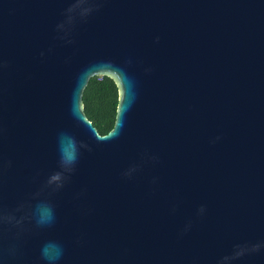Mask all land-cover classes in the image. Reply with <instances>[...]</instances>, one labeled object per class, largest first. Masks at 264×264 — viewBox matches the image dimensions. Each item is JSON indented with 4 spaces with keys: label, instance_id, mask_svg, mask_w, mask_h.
<instances>
[{
    "label": "water",
    "instance_id": "1",
    "mask_svg": "<svg viewBox=\"0 0 264 264\" xmlns=\"http://www.w3.org/2000/svg\"><path fill=\"white\" fill-rule=\"evenodd\" d=\"M94 75L120 88L106 134ZM61 133L91 150L33 199ZM45 198L55 224L0 234V264L48 241L59 264H264V0H0V209Z\"/></svg>",
    "mask_w": 264,
    "mask_h": 264
},
{
    "label": "clouds",
    "instance_id": "2",
    "mask_svg": "<svg viewBox=\"0 0 264 264\" xmlns=\"http://www.w3.org/2000/svg\"><path fill=\"white\" fill-rule=\"evenodd\" d=\"M58 148L60 171L54 172L49 176L46 182L34 194L33 199H39L45 192L51 195V193L62 189L70 180L71 174L75 171L79 150L81 148L91 150L87 144L83 142L78 143L73 136L66 133L60 134ZM200 211L203 212L204 209L201 208ZM17 212H23V214L17 217L15 214ZM55 220L54 205L46 198L39 200L35 206L21 204L14 211L0 209V234L5 231L11 232L15 229L14 238L19 240L24 232L31 230V228L27 227L28 225L35 229L50 228L55 224ZM4 226L8 227L5 228ZM4 251L7 256L14 258L17 255V245L11 244ZM63 254L64 249L62 245L55 241H48L42 245L39 259L44 264H59V261L63 258Z\"/></svg>",
    "mask_w": 264,
    "mask_h": 264
},
{
    "label": "trees",
    "instance_id": "3",
    "mask_svg": "<svg viewBox=\"0 0 264 264\" xmlns=\"http://www.w3.org/2000/svg\"><path fill=\"white\" fill-rule=\"evenodd\" d=\"M84 111L101 134L110 132L116 123L120 88L109 75L92 76L83 91Z\"/></svg>",
    "mask_w": 264,
    "mask_h": 264
}]
</instances>
